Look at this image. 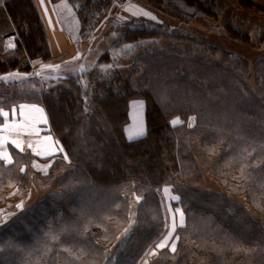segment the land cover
Instances as JSON below:
<instances>
[{"label": "trees", "instance_id": "16d2710c", "mask_svg": "<svg viewBox=\"0 0 264 264\" xmlns=\"http://www.w3.org/2000/svg\"><path fill=\"white\" fill-rule=\"evenodd\" d=\"M66 1L85 40L115 3ZM151 1L181 18L216 19L226 6ZM251 1L264 11L257 0L240 4ZM144 19L128 20L114 46L151 38L166 46L129 52L124 69L106 52L85 72L40 82L32 62L53 58L41 13L34 0H0V113L43 105L64 151L47 159L46 172L32 171L30 151L10 147L13 161L0 160V212L12 199L24 202L0 219V264H138L165 232V185L178 195L185 223L176 250L164 248L146 264H264V57L251 68L203 36ZM235 20L232 12L225 21L230 33L250 41ZM105 63L114 65L109 73ZM13 74L26 78L7 83ZM133 99L144 104L146 132L129 139ZM133 197L135 224L122 238Z\"/></svg>", "mask_w": 264, "mask_h": 264}, {"label": "rangeland", "instance_id": "374dc122", "mask_svg": "<svg viewBox=\"0 0 264 264\" xmlns=\"http://www.w3.org/2000/svg\"><path fill=\"white\" fill-rule=\"evenodd\" d=\"M223 1L226 3L225 8H222L224 12L222 10L218 11L217 18L212 19L203 17L200 14H195L188 18L173 16L162 9L157 2L151 0H115L114 7L112 8L110 15L102 21L98 31H96L94 35L91 33L90 37L86 40L80 35L81 26L74 6L66 0L54 3L55 14L62 25L67 29V31L71 32V34L75 35L76 32V48L73 53L59 55L56 57L54 56L47 61H43L41 59L35 60L34 71L37 75V79L41 82L49 78L57 79L59 76L70 74L76 75L80 72H85L96 66L99 58L106 52L110 53L113 63H116L118 66H122L124 69L131 60V57L128 56L129 52L134 51L138 53L143 47H147L152 44L166 46L168 41L161 38L156 40L153 38L146 39L140 44L127 43L119 47L114 46V42L118 39V36L123 30L124 24L128 20L138 19L141 21V19L144 18V21L146 22L155 21L157 23H161L163 24V27L168 30H184L187 33H192L200 37L203 36L211 43L220 45L223 49L231 51L235 58H245L248 61L249 66L252 68L257 59L264 57V11L257 9L253 1H251L252 5H250V7H245L240 4V0H222V2ZM257 1L264 6V0ZM232 12L236 13V25L233 28L236 31L238 30L243 33L241 36L248 33L251 36L250 41L244 40L238 36L235 37V35H232L226 27L225 21L227 17L232 14ZM152 17H155V19ZM241 23H243V26L240 30ZM10 43L11 41L8 38L7 44ZM37 61L39 63H37ZM40 63L41 65H39ZM113 67L114 65L112 63L100 65L101 71L107 73H109ZM25 78L26 75L13 74L7 77L6 81L7 83H12V81L16 79H18L17 81H21ZM143 112L144 104L142 100L133 99L130 110L131 121L128 128H126L127 133H129L128 136H140L137 135V133L144 132ZM178 120L179 118H175L173 120L175 123L173 124L176 125V121ZM179 121L182 123L181 119ZM192 122L193 119L190 121V124ZM209 181L213 186H217L212 178H210ZM43 191L44 190L42 189L36 190L34 196L43 193ZM177 196V194L171 191L170 185H165L162 188L161 198L164 213L166 215L165 232L153 245V247L144 254L138 264H146V262L150 258L157 255L160 250L164 248H171L172 243L177 245L178 235L176 234V229L178 226L184 225L185 223L184 212L177 204L178 200L174 199V197ZM132 201L133 208L131 211V220L124 232L121 234L122 238L133 229L135 224V206L136 202H138V198L133 197ZM23 205L24 202L19 200V198L12 199V201H9L7 206L0 212V219L1 217H8V215L14 211L13 209L17 208L16 206L21 208ZM173 215H175V222L177 224L174 231L171 228ZM169 237H171V239H169ZM161 243H165L168 246L163 248L157 247ZM111 253L112 248L108 250V254Z\"/></svg>", "mask_w": 264, "mask_h": 264}, {"label": "crops", "instance_id": "0c3cea01", "mask_svg": "<svg viewBox=\"0 0 264 264\" xmlns=\"http://www.w3.org/2000/svg\"><path fill=\"white\" fill-rule=\"evenodd\" d=\"M34 1L45 23L53 57L73 53L76 48V32L75 35L71 34L62 25L55 14V5L50 0ZM12 109H16L15 113ZM2 112H8L9 115L3 117V122L0 124V160L7 164L11 163L13 156L10 147L16 148L15 144H20L23 151H30L35 157L31 164L32 170L46 172L51 165L47 159L64 151L60 141L49 129L48 116L43 105L36 102H24L10 109H3ZM45 120L46 124L43 122ZM179 120L176 121L177 124H181ZM16 149L21 151L20 148Z\"/></svg>", "mask_w": 264, "mask_h": 264}, {"label": "snow or ice", "instance_id": "6c2138e0", "mask_svg": "<svg viewBox=\"0 0 264 264\" xmlns=\"http://www.w3.org/2000/svg\"><path fill=\"white\" fill-rule=\"evenodd\" d=\"M152 18L155 19V17H152ZM13 39H16V37H13ZM10 47H12V46L10 45ZM129 47H130V46H129ZM12 111H13V113H15L16 109H12ZM0 115H2L3 117H8L9 113H8V112H2V113H0ZM43 122H44L45 124L47 123L46 120L43 121ZM173 123H175V121H173ZM191 126H192V125L189 124V127H191ZM137 135H143V133H142V132H138ZM129 139H131V136L129 137ZM13 143H15V142H13ZM15 147H16V148H20L21 151H23V149L21 148V145H20V144H15ZM29 147H31V145H29ZM60 151H62V149H60ZM37 155H39V153H37ZM64 158L67 159L66 156H65ZM21 171H23V169H21ZM174 199H175V200H179V197H178V196H177V197H174ZM181 215H182V214H181ZM181 226H182V225H181ZM176 227H177V224H176V222H175V215H173L171 228H172V230L174 231ZM169 239H171V237H169ZM177 239H178V237H177ZM167 246H168L167 244H165V243H161V244L158 245L157 247L163 248V247H167ZM170 250L173 251V252L176 250V245H175V243H172V244H171V248H170Z\"/></svg>", "mask_w": 264, "mask_h": 264}]
</instances>
